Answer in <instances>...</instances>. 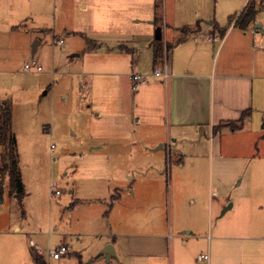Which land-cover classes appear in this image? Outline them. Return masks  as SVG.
<instances>
[{
	"label": "rangeland",
	"instance_id": "obj_1",
	"mask_svg": "<svg viewBox=\"0 0 264 264\" xmlns=\"http://www.w3.org/2000/svg\"><path fill=\"white\" fill-rule=\"evenodd\" d=\"M136 1L114 0L112 13L108 0H0V99L11 103L24 185L19 199L10 193L7 178L0 183V264H36L32 249L46 264H128L121 255L110 260L98 255L110 231L104 214L114 188L124 196L128 192L125 171L136 166L129 150L157 147L142 141L148 135L146 125L154 121L159 136L166 118L160 93L146 103L143 92L139 94L141 84L133 89L122 75L132 70L152 73L154 67L155 28L144 18L153 0ZM221 2L217 7L213 3L218 16L223 14ZM162 4L159 0L161 11ZM136 14L138 22L126 19ZM228 15L233 14H224L226 22ZM58 39L60 46L54 45ZM86 39L100 43L99 49L87 51ZM32 62L42 70L24 69ZM149 73L147 81L163 83ZM257 105L249 127L261 130L264 104ZM256 143L264 158V131ZM146 161L161 163L158 157ZM169 166L164 162L163 175ZM52 189L60 194L51 198ZM61 244L70 252L50 259L46 249ZM200 249L192 251L193 264H207L198 259L207 251Z\"/></svg>",
	"mask_w": 264,
	"mask_h": 264
},
{
	"label": "crops",
	"instance_id": "obj_2",
	"mask_svg": "<svg viewBox=\"0 0 264 264\" xmlns=\"http://www.w3.org/2000/svg\"><path fill=\"white\" fill-rule=\"evenodd\" d=\"M248 1L215 0L223 5L219 16L214 0H162L163 11L153 0L144 11L153 28H162L161 41L171 44L165 50L163 43L162 63L153 61V69L166 65L169 76L158 84L146 80L147 70L122 75L142 74L139 94L148 103L160 93L166 118L159 136L154 121L147 123L142 141L157 147L129 150L136 166L125 171L128 192L114 188L106 203L111 224L100 249H109L107 260L121 255L128 264H193L199 246L207 251L198 259L207 264H264V158L256 149L264 123L261 130L249 127L257 104H264V8L245 29L230 21ZM128 2L138 1L122 3ZM108 3L113 13L114 0ZM224 14L233 15L226 22ZM136 16L126 19L138 22ZM96 44L87 51L99 49ZM119 50L130 53L124 45ZM248 110L239 128L226 126ZM157 157L170 163L165 175L163 164L147 165Z\"/></svg>",
	"mask_w": 264,
	"mask_h": 264
},
{
	"label": "trees",
	"instance_id": "obj_3",
	"mask_svg": "<svg viewBox=\"0 0 264 264\" xmlns=\"http://www.w3.org/2000/svg\"><path fill=\"white\" fill-rule=\"evenodd\" d=\"M262 8H264V0H260L258 3L248 1L237 18L234 16L230 17V21L236 19V24L242 29H245L255 21L258 11ZM86 45L87 50H94L97 44L90 39H86ZM153 49V61L155 63L156 60L161 57V52H163L162 41H155ZM168 49L169 47H167V50ZM249 114V110L243 112L237 123L227 122L226 126L231 130L239 128L243 120L248 117ZM219 128L220 125L217 126L215 130ZM5 178L9 181L10 193L19 199L22 198L24 185L19 170L17 139L12 129L11 103L8 99H0V183H2ZM31 253L36 264H46L43 258L38 256L33 249Z\"/></svg>",
	"mask_w": 264,
	"mask_h": 264
},
{
	"label": "built area",
	"instance_id": "obj_4",
	"mask_svg": "<svg viewBox=\"0 0 264 264\" xmlns=\"http://www.w3.org/2000/svg\"><path fill=\"white\" fill-rule=\"evenodd\" d=\"M62 43V41H58L55 44L60 45ZM31 68H34L35 71L40 72L42 70V68L40 66L35 65L34 62H32L31 64H26L24 66V69L29 70ZM153 75L157 76L159 78L162 79H167L169 76V72L167 71V66L166 65H162V67H158V68H154L153 69ZM130 81L132 82V88L136 89V87L138 86L139 83L144 81V76L142 74H138V73H131L129 76ZM60 194L59 190H55L52 189L51 190V198L56 197L57 195ZM50 235V234H49ZM35 250L38 253L42 252V248L38 245H35ZM47 253H48V257L52 258L54 260H57L59 258H61L62 256L68 254L70 252V248L67 245L61 244L60 246H57L56 248H51L48 247L46 249ZM202 258L207 259V256H202Z\"/></svg>",
	"mask_w": 264,
	"mask_h": 264
},
{
	"label": "water",
	"instance_id": "obj_5",
	"mask_svg": "<svg viewBox=\"0 0 264 264\" xmlns=\"http://www.w3.org/2000/svg\"><path fill=\"white\" fill-rule=\"evenodd\" d=\"M161 39H162V28L160 26H157L155 28V31H154V40L155 41H161ZM37 44H38V42H36L32 45V51H31L32 56L34 55V53L36 51ZM109 254H110L109 249H106V250H103L102 252H100L98 255H104L105 257L108 258Z\"/></svg>",
	"mask_w": 264,
	"mask_h": 264
}]
</instances>
